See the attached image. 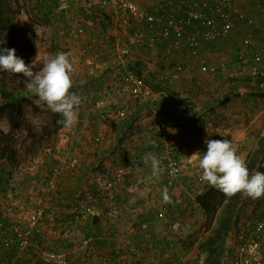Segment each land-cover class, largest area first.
Instances as JSON below:
<instances>
[{
  "label": "crops",
  "instance_id": "0c3cea01",
  "mask_svg": "<svg viewBox=\"0 0 264 264\" xmlns=\"http://www.w3.org/2000/svg\"><path fill=\"white\" fill-rule=\"evenodd\" d=\"M132 1L150 10L158 0ZM232 2L253 20V25L247 26L243 21L237 20L225 37L214 42L201 43V57L224 70L209 75L202 85L186 88L189 100L167 103L163 90H156V96L145 98L144 104L133 99L134 103L131 102L132 108L129 106V119L125 120L126 123L118 127L113 125L105 140L92 149L87 147L90 135L81 129L82 134L74 137L67 134L64 138L63 149L70 146L74 152H63V149L58 154L43 151V160L47 157L48 160H53L63 153L65 156L61 159L78 156L76 171L72 174L64 172L55 184L53 192L58 199L54 200L50 193L53 203L47 202L48 210L55 215L56 221H72L74 223L71 232L74 228L85 227V236L94 238L91 244L84 247V257L78 256V259L70 264H235L239 244L251 235L253 218L264 214V198L248 201L239 197L240 194L226 197L217 209L213 222L205 229L203 214L194 196L208 184L199 179L201 172L193 164L197 156L207 150L205 139H214L215 135H220L219 139H231L233 144L238 146L237 154L241 159L256 155L264 164V142L261 143L264 136V84L246 81L238 77L236 70L242 55L258 53L264 63V0ZM97 8L102 14L88 16L95 23L93 32L97 30L98 25L104 24V16L110 18L107 12ZM111 29L104 28V33H95L91 37L95 41L89 39L88 44L101 45V40L107 39L105 36ZM247 36L251 39L250 46L242 44V39ZM129 39V44H132L131 37ZM130 48L132 52V47ZM157 53L155 61L158 63L164 61L173 65L186 62L183 52L166 55L158 48ZM139 59L144 60L143 57ZM179 76L184 77L182 74ZM230 78L237 80L230 82ZM80 85L81 89H76L80 96L87 95L88 91L83 89L84 80ZM176 88L178 90L174 91L175 97L185 92L183 86ZM154 98L162 101L155 103ZM254 99L259 102L256 103ZM251 103H255L257 107L254 108L255 105ZM187 109L192 110L191 117L182 116L189 112ZM177 112L180 115L173 114ZM81 126L88 127L89 123L84 121ZM253 126H261L254 144L248 143L250 139L244 136L246 129ZM126 128H129V137L123 136ZM160 128L166 132L172 143L175 158L182 163V171L170 187L164 183L161 163L159 171L154 173L150 164L143 161L146 155H155L158 158L161 146L157 131ZM214 131L216 133L213 134ZM258 149L260 150L257 151ZM119 163L125 164L129 186L123 185V177L109 192L108 182L113 169ZM101 188L111 193L109 199L100 196ZM122 188L128 189L129 194L122 191ZM164 189H167L170 203L164 202ZM43 200L46 201V196ZM75 211L83 213L80 220L76 216L70 218V214ZM89 211L97 214L98 219L91 218ZM1 217L6 220L4 215H0ZM143 221L149 222L146 230L140 229L139 225ZM174 221L180 224L177 233L170 230V224ZM54 225L49 230L43 222V238L46 236L45 238L53 239L57 234L69 235V229L57 231ZM62 228H65V225ZM76 249L75 247L70 251L79 252ZM3 257L9 258L12 264H38L37 259L17 252L13 245L6 247L0 244V259Z\"/></svg>",
  "mask_w": 264,
  "mask_h": 264
},
{
  "label": "rangeland",
  "instance_id": "374dc122",
  "mask_svg": "<svg viewBox=\"0 0 264 264\" xmlns=\"http://www.w3.org/2000/svg\"><path fill=\"white\" fill-rule=\"evenodd\" d=\"M0 1L9 4L11 8L17 12L14 15L13 21L14 23H16L17 28L22 33L21 37H23V45L28 46L30 41H32L34 44L35 50L26 64L31 65L33 61H36V66L33 68V71H39L43 67V62L54 57L56 53H66L74 69L72 73L73 88L71 89V91H73L74 88L81 89L80 82H82V80H84L83 89L88 91L87 95L82 94L83 102L79 107L78 123L72 128H65L62 125L54 134L50 136V138H48V141H46L44 146H41L37 149V152L35 154L26 152L21 147V142L24 140L25 131L22 129L13 131V133L15 134L14 137H17L18 140L16 147L18 148L17 157L19 159V162L16 166H4V179L0 184V215H4L6 219H11L12 217H14V215L15 218H17L18 214H21L24 219L25 214L35 209L37 205H42L47 211L49 208L47 202L53 203V201L51 200L53 197L54 200L58 199V197L55 196L53 192L56 185L48 188L45 183V177L49 170L48 168H50L52 165V161L54 163L64 161L66 158L61 159V157L65 156V154L63 153L62 156H59L53 160H48L47 157L45 158L47 159V161H44L45 159L43 160L42 156V154L44 153L43 151H47L50 153L52 152L54 154H58L59 151L60 153L62 151L72 153L74 152V150L70 146H66V148L63 149V147L65 146L64 138L67 134L70 137H74L82 134L80 130L84 129L83 131L88 136L90 135L91 141L97 130H99V111H101L102 109H107L109 107L116 108L121 106L123 108L125 107L128 112L129 108H132V105L134 103L132 97L126 98V96L122 95L121 93H115V95L110 100H107L104 94L106 88L111 83H113V86H116V84L114 83L119 80V76L121 75L120 72L122 70V67L120 61H108L107 57L104 59V56L108 55L114 48L115 44L118 43L116 41H119V44L124 43L132 47V52L130 53V55H127L123 59V65L126 66L128 62L129 64H133L134 62L139 60L142 69L141 71L144 75H142L143 81L147 85H149V87L155 92L157 90L156 88H158V86H161V90H163L166 96L165 102L167 103L172 104L174 102L189 100L190 96L186 88H194L195 85H202V82L206 80L210 75L198 74V76H201L200 78H198L197 75L196 77L178 76L176 78H173L171 72L174 64L172 65L171 62L164 61L158 63L155 61L158 57V53L156 51L147 52L136 45L132 46V42V44H129V38L131 36L130 30L120 32L111 29L108 32L107 36H105L107 37V39H102L106 44L105 46L96 45L95 43H93V45H90V43L88 44L89 39L95 41L94 38H91L95 33H104L105 31L103 25L101 24V26L98 25L97 30L93 32L92 29H94L93 26L95 25V23H93L92 18L88 17L90 7L84 0ZM96 9L100 10L99 8ZM92 16L94 15H91V17ZM79 27L84 28L83 32H77V28ZM90 33H92V35ZM28 37H30V41L26 40V38ZM112 43L114 45H112ZM140 57H143L144 60L139 59ZM164 60H166L165 57ZM147 69L148 71L146 72L145 70ZM77 81H79V83ZM19 86L20 84L17 83L13 86L10 85L9 87L11 89H16L19 88ZM179 86H183L185 92H182L180 96L176 95L175 97V95L171 94L170 92L177 91L178 89L176 87ZM75 92L80 95L78 91ZM21 94L27 98L23 102L25 123L29 125V127L33 130H38L41 128V125L49 123V116L51 111L47 109L46 105H42L41 103H39L38 97L28 92L26 88H23L21 90ZM254 100L256 103L259 102L257 99ZM132 101L133 103L131 105ZM150 101L152 102V100ZM158 101L162 100H160L159 98H154L155 103H158ZM1 103L2 99L0 95V104ZM141 103H146V100L143 99ZM251 104L255 105L254 108L257 107L255 103ZM187 110L189 111V109ZM191 111L187 112L188 115L187 113H185V115L182 114V116L191 117ZM173 114L180 115V113L178 112ZM84 121H87L89 123L88 127L81 126ZM125 123L126 122L122 123L121 120L119 121L118 119H114L111 128L107 131V133L112 131V127H114L115 125L118 127L120 125H124ZM260 127L261 126H253L246 129V131L244 132V136H246L247 139H250L248 143H255L256 136H258L257 132ZM0 129L7 132L10 129L4 112L0 113ZM214 133H216V131H214L213 134ZM123 136L129 137V128H126L124 130ZM219 136L215 135L213 137L214 139H219ZM71 140L73 139L71 138ZM87 147L88 149H92L93 146L91 143H89ZM118 161L121 162V160ZM48 164H51L50 167H48ZM193 164L197 166V158L193 162ZM118 165L122 166L123 164L119 163ZM123 166L125 167V164ZM262 166L264 168V164H262ZM68 174L70 173L68 172ZM126 175L127 174H125L124 180L122 182L123 185L128 184L127 186H129V180L126 179ZM108 191L110 192V188H108ZM108 191L104 188H101L100 196L102 198H105L106 200L109 199L111 197V193H108ZM122 191H127V193L129 194L128 189L122 188ZM50 193L52 194V198L50 196ZM45 196L46 201L43 200V197ZM246 199L249 201V199L251 198H244V200ZM49 211L50 210H48L47 212ZM48 214L51 213L49 212ZM88 215H91V218L96 217L98 219V216H96L97 214L95 213L89 211ZM73 216H76L79 219L81 218V216H83V213H81L80 211H75L70 214V218H73ZM73 223L74 222L68 221L67 219H64V222L62 223L56 221L54 222L55 230L58 231L60 229H69V235L67 234L66 236H58L57 234V237L53 239H49V237L45 238L46 236L43 238V241L47 247L64 251L67 254V264H70L72 261L75 262V259L81 258L82 256L84 257L82 251L85 248L81 247L80 244L82 237L86 234L85 227L74 228V231L71 232ZM77 224L79 223H75V225ZM63 225H65V228H62ZM106 231H108V229ZM103 234L105 235L106 232H104ZM73 246H75L77 248L76 251L79 252H71L70 250L72 248H75ZM38 264L43 263H39L38 261Z\"/></svg>",
  "mask_w": 264,
  "mask_h": 264
},
{
  "label": "built area",
  "instance_id": "2783aa9c",
  "mask_svg": "<svg viewBox=\"0 0 264 264\" xmlns=\"http://www.w3.org/2000/svg\"><path fill=\"white\" fill-rule=\"evenodd\" d=\"M84 1L89 6L97 5L110 15L109 28L120 32L130 30L134 45L151 52H157L158 48L166 54L183 52L186 62L174 64L171 72L173 78L180 74L193 77L198 74L214 75L220 72L219 70L222 72L224 70L222 67L218 69L217 65L208 63L201 57V43L214 42L225 37L237 20L243 21L247 26L253 25V20L237 8L232 0H158L150 10L140 7L132 0ZM83 29L79 27L77 32L81 33ZM116 42L118 43L110 51V57H113L112 60L120 61L122 70L119 80L114 83L116 86L111 83L106 88L104 92L106 99L110 100L115 93L141 101L156 96V92L143 81V76L136 75L123 65V59L131 53L130 46ZM101 44L106 45L103 40ZM242 44L250 46V37H244ZM236 70L238 77L264 78V63L261 55L253 53L240 56ZM127 114V109L121 106L99 111L100 126L90 141L92 146L105 140L114 119L123 123L128 118ZM157 134L161 146L158 159L163 166L164 183L170 187L178 179L182 165L174 156V147L166 132L160 128ZM77 163L76 155L54 163L45 177L48 188L53 187L64 172L74 173ZM198 171L201 172L199 168ZM124 174L125 168L121 165L116 166L112 171L108 187L116 186L123 179ZM55 220V215L47 214L42 205H37L35 209L27 212L24 219L21 214H18L17 218L14 215L8 221L1 217L0 244L6 247L13 245L17 252L26 253L44 264H67V254L64 251L47 247L43 241L41 225L44 222L51 230ZM139 226L141 230H146L149 222L143 221ZM251 228V235L238 246L235 264H264V214L253 218ZM170 230L172 233L179 232L180 224L174 221L170 224ZM93 240L91 236H84L80 246L87 247ZM0 264L12 263L9 258L3 257L0 259Z\"/></svg>",
  "mask_w": 264,
  "mask_h": 264
},
{
  "label": "clouds",
  "instance_id": "9594fccd",
  "mask_svg": "<svg viewBox=\"0 0 264 264\" xmlns=\"http://www.w3.org/2000/svg\"><path fill=\"white\" fill-rule=\"evenodd\" d=\"M35 66L36 61L29 65L18 57L15 48H0V70L22 75L27 81V91L38 97L39 103L46 105L52 113L58 114L61 117L59 123L65 128L74 127L78 123L83 98L71 91L74 69L68 55L58 52L43 62L39 71L34 72ZM205 144L207 151L197 156L202 182L227 198L237 194L254 200L264 197V172H250L246 162L237 154V145L229 139L207 138ZM143 161L150 164L154 173L159 171L160 160L155 155H146ZM163 197L165 203L171 202L167 189H164Z\"/></svg>",
  "mask_w": 264,
  "mask_h": 264
},
{
  "label": "trees",
  "instance_id": "16d2710c",
  "mask_svg": "<svg viewBox=\"0 0 264 264\" xmlns=\"http://www.w3.org/2000/svg\"><path fill=\"white\" fill-rule=\"evenodd\" d=\"M89 7V15L97 16L98 14H102L100 10L96 9L98 7L97 5H92ZM16 13L17 12L12 9L9 4L0 1V48H15L16 55L19 54L17 56L22 58L25 63H27L29 61L30 56L33 54L35 48L33 42L30 41V37L26 38V40L30 41L28 46L23 45V37H21L22 33L17 28L16 23H14L13 21L14 15ZM103 20V28H108L110 26L109 18L107 16H104ZM112 45L114 44L112 43ZM106 57L108 58V61H112L113 59V57H110V53L104 56V59ZM126 67L130 71L136 73V75H143L139 61H136L133 64H129L128 62ZM219 67L220 66H218V69ZM240 78L246 79V81H254L259 85L262 83L264 84V78L261 77ZM234 80L237 79H229L230 82ZM17 83L20 84L19 88L11 89L9 87L10 85L13 86ZM26 83L27 81L22 75H15L0 70V95L2 99V103L0 104V113H5V117L8 121L10 128L8 132L0 129V184L4 179L3 169L5 167H3V165L16 166L19 162V159L17 157L18 148L16 147L18 140L17 137H14L15 134L13 133V131L20 129L25 131V136L24 140L21 142V147L24 151L35 154L37 152V149L41 146H44L46 141H48V138H50V136L62 126V124L59 123L61 117L58 114H54L52 112L49 116V123L41 125V128L38 130L31 129L29 125L25 123L23 102L27 98L21 94V90L23 88H26ZM76 89L77 88H74L73 92L77 91ZM156 89L161 90V86H158V88ZM170 93L175 95L174 91H171ZM136 101L141 100L136 99ZM263 142L264 136L262 138L261 143ZM259 150L260 149H258L257 151ZM251 157L248 156L247 158H245L248 160V162L244 159V161L247 162L246 164L249 171L264 172L262 160L260 159V157L256 155L255 157ZM238 196L243 198L242 195ZM225 199L226 196L223 193L209 185H205L201 192L195 194L194 200L202 211L204 218L203 227L205 229L209 228V225L213 222L217 209L222 205ZM6 221L8 220L6 219Z\"/></svg>",
  "mask_w": 264,
  "mask_h": 264
}]
</instances>
